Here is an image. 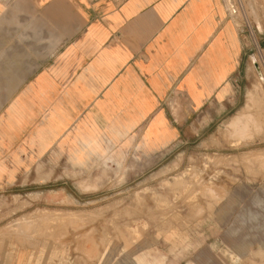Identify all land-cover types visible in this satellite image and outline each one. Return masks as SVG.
<instances>
[{"label":"rangeland","instance_id":"1","mask_svg":"<svg viewBox=\"0 0 264 264\" xmlns=\"http://www.w3.org/2000/svg\"><path fill=\"white\" fill-rule=\"evenodd\" d=\"M230 2L246 49L235 101L159 152L105 146L83 165L73 146L24 154L0 182V264H264V0ZM28 9L0 0V116L19 81L15 60L28 58L14 41ZM111 154L120 162L104 164Z\"/></svg>","mask_w":264,"mask_h":264},{"label":"crops","instance_id":"2","mask_svg":"<svg viewBox=\"0 0 264 264\" xmlns=\"http://www.w3.org/2000/svg\"><path fill=\"white\" fill-rule=\"evenodd\" d=\"M19 2L29 13L15 51L28 58L15 60L19 81L0 116V182L24 154L52 146H81L70 153L81 165L105 146H177L197 117L208 129L237 97L245 38L224 0Z\"/></svg>","mask_w":264,"mask_h":264},{"label":"bare ground","instance_id":"3","mask_svg":"<svg viewBox=\"0 0 264 264\" xmlns=\"http://www.w3.org/2000/svg\"><path fill=\"white\" fill-rule=\"evenodd\" d=\"M254 88H255V87H254ZM258 89H259V88H258ZM260 89H261V88H260ZM248 94H249V96H248V97H249V98H248V99H249V102H250V101L253 102V100H256V98H257V97H256V94H257L256 90H254V91L251 90V91H249ZM250 116L253 117L252 115H250ZM246 117H247L246 114H241V113H240L239 115L236 116V120H237V121H238V120H240V121L242 120V121L240 122V125H241V126H244V125L246 124V126H247V124H248L249 122L247 121ZM247 118H248V117H247ZM247 122H248V123H247ZM250 124H251V123H250ZM249 126H250V125H249ZM251 126H252V125H251ZM251 126H250V127H251ZM240 128H241V127H240ZM243 128H245V127H243ZM247 128H248V126H247ZM242 131H243V130H242ZM246 131H247V130H246ZM89 147H90V146H83L84 149H87V148H89ZM73 148H76V149L79 150V149L81 148V146H80V147H78V146H73ZM71 156H72V155H71ZM115 170H116V169H115Z\"/></svg>","mask_w":264,"mask_h":264},{"label":"built area","instance_id":"4","mask_svg":"<svg viewBox=\"0 0 264 264\" xmlns=\"http://www.w3.org/2000/svg\"><path fill=\"white\" fill-rule=\"evenodd\" d=\"M224 2H225V5H226V8H227V11H228L229 15L231 16L229 10L233 6V4H231L230 0H224Z\"/></svg>","mask_w":264,"mask_h":264}]
</instances>
